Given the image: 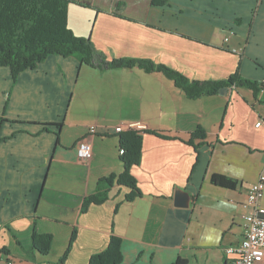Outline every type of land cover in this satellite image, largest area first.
<instances>
[{"label":"crops","instance_id":"1","mask_svg":"<svg viewBox=\"0 0 264 264\" xmlns=\"http://www.w3.org/2000/svg\"><path fill=\"white\" fill-rule=\"evenodd\" d=\"M154 1L137 13L121 3V20L112 4L70 3L68 27L107 61L148 59L194 81L237 72L264 84V0ZM100 13L121 21L120 32L114 24L103 28ZM11 79L0 67V264H87L110 236L121 240L122 264H172L178 257L233 264L224 249L243 239L248 187L264 174V90L223 88L194 100L161 73L90 67L57 55ZM130 123L147 126L141 160L130 169L141 196L126 201L130 189L113 180L107 200L83 210L98 181L123 173L119 134L88 128ZM44 124L62 126L44 131ZM197 129L203 138L190 144ZM84 142L92 150L87 162L77 155ZM215 174L238 186L211 185ZM178 191L187 195L185 206H176ZM34 230L51 236L46 255L30 250Z\"/></svg>","mask_w":264,"mask_h":264},{"label":"trees","instance_id":"2","mask_svg":"<svg viewBox=\"0 0 264 264\" xmlns=\"http://www.w3.org/2000/svg\"><path fill=\"white\" fill-rule=\"evenodd\" d=\"M76 0H0V67L10 70L12 82L24 70H32L39 63H43L49 56L72 57L80 64L90 67L106 69H138L147 73H161L172 81L187 98L197 100L204 96L216 95L221 89L240 87L253 90L255 95L264 90V84L242 79L237 72L227 80L194 81L188 80L179 72L163 64H155L148 59H111L107 61L101 52L96 49L88 37L75 36L68 27V4ZM90 5L89 2H84ZM151 5H156L154 0ZM5 119L0 118V125ZM50 125L56 129L62 124H44L42 129L48 131ZM200 129L192 132L190 144L194 139L203 138ZM119 149L123 150L121 161L123 173L114 179V176L103 178L97 183V191L87 197L81 205L86 210L90 205H102L107 200V191L115 183L129 188L126 201L132 202L141 196L135 180L130 176V169L138 165L141 160V133L126 131L119 134ZM213 186L223 189H235L236 180L222 175L210 177ZM52 244L51 236L38 234L31 235V251L46 255ZM2 252H5L2 250ZM121 240L110 236L105 250L90 256L87 264H122ZM172 264H188L186 258L178 257Z\"/></svg>","mask_w":264,"mask_h":264},{"label":"built area","instance_id":"3","mask_svg":"<svg viewBox=\"0 0 264 264\" xmlns=\"http://www.w3.org/2000/svg\"><path fill=\"white\" fill-rule=\"evenodd\" d=\"M229 38H225L224 42H228ZM231 52L238 53L237 49H232ZM261 122L255 126L258 128ZM124 130L142 133L147 130L145 124L139 123L131 125H122L114 127L112 130L107 127H99L91 125L88 128L90 133L100 132L107 134L110 132L120 134ZM122 152V151H121ZM77 155L80 160L85 162L92 159L91 146L88 143H81L77 149ZM264 187V174L248 187L246 194L247 212L243 216L244 223L242 224L243 239L236 246H230L224 249V254L231 260L233 264H260L264 261V209L259 207V202L262 198ZM2 264H14L13 261L7 259Z\"/></svg>","mask_w":264,"mask_h":264},{"label":"rangeland","instance_id":"4","mask_svg":"<svg viewBox=\"0 0 264 264\" xmlns=\"http://www.w3.org/2000/svg\"><path fill=\"white\" fill-rule=\"evenodd\" d=\"M86 0H76V3H74V4H76V5H78V6H85V4H84V2H85ZM152 1V0H151ZM151 1L150 0H140V3H139V6L137 5L138 4V2H136L135 0H93V3H95L96 5H108V4H112L111 6H110V13L111 14H113V18L114 19H119V20H121L122 19V17H123V8H122V4L121 3H126L125 5V7H129V11L127 12V13H132L134 10H135V12L137 13L138 12V9H142V8H144V10H145V5H147L146 7H149L151 4ZM163 2H165L164 0H163ZM116 3H120V4H118V5H116ZM145 4V5H144ZM114 5L116 6V7H118V8H114ZM99 8V7H98ZM150 10H151V7L149 8ZM113 11V12H112ZM116 13V14H115ZM100 15H101V13H100ZM116 17V18H115ZM119 20H111V19H106V17H103L102 15L101 16H99V20L98 21H101L102 22V25H103V28L105 27V25H106V23H109V24H114L115 25V29H116V31L119 33L120 32V30H121V25H122V22L121 21H119ZM124 20H126L127 21V19H125L124 18ZM126 23H124V27H126ZM98 26H100L99 25V23H98V25H97V27ZM91 42V41H90ZM117 42V41H116ZM112 50L111 49H109V53L111 52ZM96 52L97 53H99V51L96 49ZM108 243V242H107ZM63 254H66V251L63 253ZM89 261V260H88ZM88 263V262H87Z\"/></svg>","mask_w":264,"mask_h":264},{"label":"water","instance_id":"5","mask_svg":"<svg viewBox=\"0 0 264 264\" xmlns=\"http://www.w3.org/2000/svg\"><path fill=\"white\" fill-rule=\"evenodd\" d=\"M50 126H53V125H50ZM182 192L183 191L175 192L176 206H185V198L187 195L185 193H182Z\"/></svg>","mask_w":264,"mask_h":264}]
</instances>
